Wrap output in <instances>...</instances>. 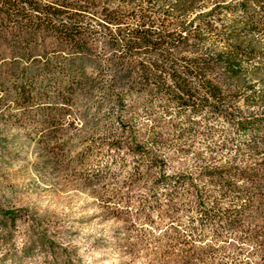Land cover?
I'll return each mask as SVG.
<instances>
[{
    "label": "rangeland",
    "instance_id": "1",
    "mask_svg": "<svg viewBox=\"0 0 264 264\" xmlns=\"http://www.w3.org/2000/svg\"><path fill=\"white\" fill-rule=\"evenodd\" d=\"M176 1L146 0L180 19ZM198 2L203 7L196 10L207 11L215 1ZM231 18H223L227 30L241 29ZM23 36L22 43L13 44L8 34L0 40V264H264L262 190L251 202L234 191L220 197L217 184L202 176L212 166L206 158L210 152L218 166L235 156L220 144L222 131L235 144L247 136L204 116L215 130V144L192 127L187 135L193 145L183 151L171 126L180 120L162 113L158 100L152 101L160 120L155 127L144 96L120 111L99 91L85 100L75 85L30 75L34 64L18 57L30 52V37ZM243 36L241 41L264 49V36ZM205 40L216 50L224 46L214 35ZM92 46L91 57L104 61L109 55L100 37ZM110 77L107 70L100 86ZM261 79L264 73L244 76L239 84L245 98L255 97L248 109L239 100L253 114L264 113ZM130 132L144 144V153L127 149ZM157 133L162 140L153 142ZM154 157L163 161V170ZM162 171L170 178L157 186ZM199 190L207 196L208 210L217 198L218 207L234 202L238 213L218 219L210 209L209 218L197 210ZM185 239L192 246L188 258L179 253Z\"/></svg>",
    "mask_w": 264,
    "mask_h": 264
},
{
    "label": "trees",
    "instance_id": "2",
    "mask_svg": "<svg viewBox=\"0 0 264 264\" xmlns=\"http://www.w3.org/2000/svg\"><path fill=\"white\" fill-rule=\"evenodd\" d=\"M213 1L209 10L202 11L196 10L203 7L198 0H177L173 9L183 18L173 19L146 0H0V40L8 34L13 44L22 43L23 34H28L30 52L18 57L30 58L34 64L30 75L52 78L68 84V88L75 85L82 99L89 100L99 91L102 99L121 111L133 99L144 96L148 104L145 112L155 127L160 120L152 101L158 100L162 113L180 120L171 126L180 137L177 143L183 151L193 145L187 135L192 127L203 131L211 140L210 146L215 144V130L204 116L222 120L233 127L236 136H247V140L235 144L222 131L220 144L235 156L218 166L210 152L206 158L212 166L202 171V176L217 184L220 197L234 191L251 202L261 190L264 194V157L259 158L264 156V113L245 111L255 97L245 98L239 84L244 76L264 73V49L240 39L243 35L264 36V0ZM235 14L238 18H233ZM226 17H232V24L241 29L228 31V25L222 22ZM207 35L216 36L223 48L206 46ZM99 37L109 52L104 61L90 56ZM88 69L92 71L90 76ZM107 70L111 77L101 87ZM229 88L236 90L229 93ZM241 99L246 108L240 105ZM151 139L162 140V135L153 134ZM126 147L133 154L146 151L135 132H130ZM236 159L242 161L240 165L234 163ZM154 161L162 169L163 161L155 157ZM169 178L162 171L157 186ZM246 185L252 189L244 188ZM196 195L197 210L209 218L210 209L218 219L238 213L234 202L225 209L218 207L217 198L208 210L206 194L199 190ZM164 217L174 222L172 216ZM180 244L183 248L179 253L190 257L188 240Z\"/></svg>",
    "mask_w": 264,
    "mask_h": 264
}]
</instances>
